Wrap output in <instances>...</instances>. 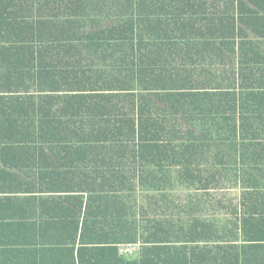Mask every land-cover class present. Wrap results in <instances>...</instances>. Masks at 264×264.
Segmentation results:
<instances>
[{
  "label": "trees",
  "instance_id": "16d2710c",
  "mask_svg": "<svg viewBox=\"0 0 264 264\" xmlns=\"http://www.w3.org/2000/svg\"><path fill=\"white\" fill-rule=\"evenodd\" d=\"M0 264H264V0H0Z\"/></svg>",
  "mask_w": 264,
  "mask_h": 264
},
{
  "label": "built area",
  "instance_id": "2783aa9c",
  "mask_svg": "<svg viewBox=\"0 0 264 264\" xmlns=\"http://www.w3.org/2000/svg\"><path fill=\"white\" fill-rule=\"evenodd\" d=\"M119 249H120L121 254L131 255L134 252L139 250V245L138 244H125V245H120Z\"/></svg>",
  "mask_w": 264,
  "mask_h": 264
},
{
  "label": "rangeland",
  "instance_id": "374dc122",
  "mask_svg": "<svg viewBox=\"0 0 264 264\" xmlns=\"http://www.w3.org/2000/svg\"><path fill=\"white\" fill-rule=\"evenodd\" d=\"M238 195V191L233 192V197H236Z\"/></svg>",
  "mask_w": 264,
  "mask_h": 264
}]
</instances>
